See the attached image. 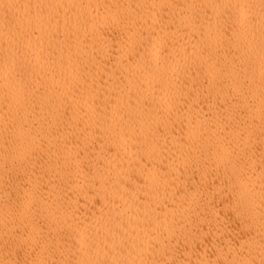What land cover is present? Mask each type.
Segmentation results:
<instances>
[{"label":"bare ground","instance_id":"bare-ground-1","mask_svg":"<svg viewBox=\"0 0 264 264\" xmlns=\"http://www.w3.org/2000/svg\"><path fill=\"white\" fill-rule=\"evenodd\" d=\"M0 264H264V0H0Z\"/></svg>","mask_w":264,"mask_h":264}]
</instances>
